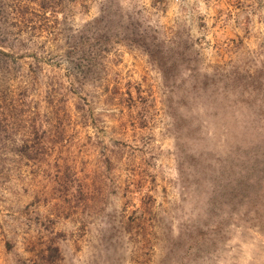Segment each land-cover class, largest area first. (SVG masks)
<instances>
[{"label":"rangeland","instance_id":"obj_1","mask_svg":"<svg viewBox=\"0 0 264 264\" xmlns=\"http://www.w3.org/2000/svg\"><path fill=\"white\" fill-rule=\"evenodd\" d=\"M0 264H264V0H0Z\"/></svg>","mask_w":264,"mask_h":264}]
</instances>
